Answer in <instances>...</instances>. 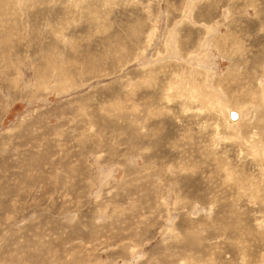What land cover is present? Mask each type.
Returning <instances> with one entry per match:
<instances>
[{
  "label": "rangeland",
  "instance_id": "374dc122",
  "mask_svg": "<svg viewBox=\"0 0 264 264\" xmlns=\"http://www.w3.org/2000/svg\"><path fill=\"white\" fill-rule=\"evenodd\" d=\"M262 15L0 0V264H264Z\"/></svg>",
  "mask_w": 264,
  "mask_h": 264
},
{
  "label": "bare ground",
  "instance_id": "6f19581e",
  "mask_svg": "<svg viewBox=\"0 0 264 264\" xmlns=\"http://www.w3.org/2000/svg\"><path fill=\"white\" fill-rule=\"evenodd\" d=\"M257 15H258V14H257ZM262 17H264V16L262 15V16H261V19H262ZM261 25L264 26V21L261 23ZM224 41H227V39H226V40L224 39ZM221 43H222V42H221ZM258 75H259V74H258ZM261 76H262V75H261ZM256 77H257V76H256ZM259 84H260V86H261V89H259V91H260V92H264V87H263V86H264V83H263V80H260ZM256 94H257V92H256ZM254 96H256V95H254ZM242 104H245V103H242ZM240 105H241V104H240ZM233 110H234V109H233ZM238 111H239V110H238ZM238 111L235 110V111H231V112H230V117H231L230 120L232 119L231 121H235V120H237V119L239 118V115H240V118H241V119L244 118V114H243L241 111H240L241 113H239ZM232 112L236 113L237 116L233 118L232 115H231ZM233 119H235V120H233ZM262 151H264V149H263ZM230 172H231V171L229 170V173H230ZM234 183H236V184H237V183H240V180H239V181H238V180H235ZM234 183H232V185L235 186V188L237 189V186H236V184H234Z\"/></svg>",
  "mask_w": 264,
  "mask_h": 264
},
{
  "label": "water",
  "instance_id": "95a60500",
  "mask_svg": "<svg viewBox=\"0 0 264 264\" xmlns=\"http://www.w3.org/2000/svg\"><path fill=\"white\" fill-rule=\"evenodd\" d=\"M232 117L234 118V117H236L237 116V114L236 113H234V112H232Z\"/></svg>",
  "mask_w": 264,
  "mask_h": 264
}]
</instances>
